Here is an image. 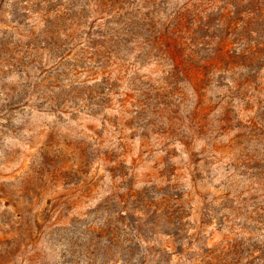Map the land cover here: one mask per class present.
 I'll list each match as a JSON object with an SVG mask.
<instances>
[{
    "label": "rangeland",
    "instance_id": "obj_1",
    "mask_svg": "<svg viewBox=\"0 0 264 264\" xmlns=\"http://www.w3.org/2000/svg\"><path fill=\"white\" fill-rule=\"evenodd\" d=\"M230 1L149 0L141 14L161 27L172 7L186 4L191 16L219 24L235 11ZM247 8L229 19L242 27ZM261 12V26L243 32L251 46H264V0ZM6 17L0 13V28ZM211 36L218 40L219 33ZM138 46L105 54L98 68L75 80L108 82L106 96L94 97L99 106L82 100L85 88L54 112L36 110L39 101L30 96L28 107L0 123V264H62L66 244L58 229L106 199L119 204L136 193L155 202L173 193L179 200L170 223L163 219L147 244L165 251L168 264H261L264 62L232 94L228 79L207 69L185 77L164 54H137ZM5 80L13 84L15 77ZM123 207L146 211L137 198ZM175 231L180 239L166 235Z\"/></svg>",
    "mask_w": 264,
    "mask_h": 264
},
{
    "label": "trees",
    "instance_id": "obj_2",
    "mask_svg": "<svg viewBox=\"0 0 264 264\" xmlns=\"http://www.w3.org/2000/svg\"><path fill=\"white\" fill-rule=\"evenodd\" d=\"M148 2L0 0V13L7 16L0 28V123L10 122L28 107L30 96L39 101L36 110L47 106L54 112L65 96L76 98L77 90L85 88L88 94L82 100L88 106H99L94 97L106 96L108 82L93 80L87 86L88 81L75 80L89 74L91 65L98 68L105 54L127 53L126 45L132 42L139 45L137 54H164L170 67L181 69L185 77L207 69L228 79L226 87L232 94H240L254 77V69L264 62V46L255 42L251 46L243 35L261 26L262 0L227 2L235 11L223 12L219 24L204 15L191 16L186 4L172 7L161 27L141 14ZM116 3L121 4L117 14L111 11ZM241 8L250 13L242 27L236 25V19H229ZM226 21L231 23L224 24ZM213 32L219 33L218 40L211 36ZM237 32L239 42L232 43L229 37ZM201 53L210 55L202 57ZM238 69L242 71L236 72ZM10 76L15 77L13 84L5 80ZM69 77L73 80L62 85ZM140 196L136 193L119 204L106 199L83 219H73L69 227L58 229L59 241L66 244L62 264H168L165 251L147 244L163 219L170 223L168 216L179 200L173 193L161 194L157 202ZM136 198L144 213L121 211V206L126 209L128 201ZM166 235L180 239L177 231ZM261 246L263 253L257 260L264 264V244Z\"/></svg>",
    "mask_w": 264,
    "mask_h": 264
}]
</instances>
